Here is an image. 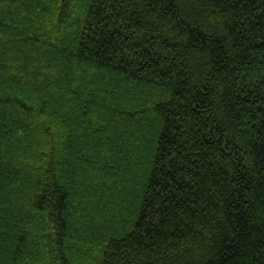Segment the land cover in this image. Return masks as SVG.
Returning a JSON list of instances; mask_svg holds the SVG:
<instances>
[{
    "label": "trees",
    "instance_id": "16d2710c",
    "mask_svg": "<svg viewBox=\"0 0 264 264\" xmlns=\"http://www.w3.org/2000/svg\"><path fill=\"white\" fill-rule=\"evenodd\" d=\"M0 264H264V0H0Z\"/></svg>",
    "mask_w": 264,
    "mask_h": 264
}]
</instances>
